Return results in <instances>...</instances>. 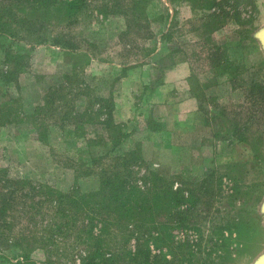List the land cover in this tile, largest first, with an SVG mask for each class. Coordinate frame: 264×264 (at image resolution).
I'll return each instance as SVG.
<instances>
[{
    "label": "rangeland",
    "instance_id": "374dc122",
    "mask_svg": "<svg viewBox=\"0 0 264 264\" xmlns=\"http://www.w3.org/2000/svg\"><path fill=\"white\" fill-rule=\"evenodd\" d=\"M44 1L46 7L21 12L0 3L8 24L0 28V104L28 114L42 107L50 84L64 83L66 96L56 103L66 119L43 121L41 140L26 116L13 114L20 122L0 129V171L62 192L77 185L93 191L101 167L134 152L139 177L156 172L170 184L155 205L156 232L165 233L143 243L151 256L175 254L176 264L260 261L264 0H86L76 14L66 8L74 0ZM69 41L75 52L61 48ZM6 49L28 53L11 84L2 79L16 66ZM54 207L31 209L35 233L24 229L26 214L10 212L24 220L10 235L0 232V264H28L26 255L41 263L48 254L57 264L79 262L84 245L70 252L75 229L68 239L56 234L53 246L49 240L59 221Z\"/></svg>",
    "mask_w": 264,
    "mask_h": 264
},
{
    "label": "trees",
    "instance_id": "16d2710c",
    "mask_svg": "<svg viewBox=\"0 0 264 264\" xmlns=\"http://www.w3.org/2000/svg\"><path fill=\"white\" fill-rule=\"evenodd\" d=\"M85 1L74 0V2L67 4L66 8L69 11L73 10V13L76 14L78 6H83ZM0 3L7 6H16L20 12L25 9H35L37 11L42 6H47L44 0H1ZM1 6L0 4V12L3 11ZM62 7L59 6L60 12ZM109 11L110 9H108ZM2 17L0 15V28L8 27L7 23L2 22ZM10 19V23L14 24L15 19L12 16ZM47 22H51L49 17H47ZM58 40L59 38L56 37L55 41L57 43H59ZM61 48L74 51V44L69 41ZM27 56L28 53L19 50L12 52L11 49H6V60L16 64L13 70L6 69L2 72V79L6 84H11L17 80L19 70L27 64ZM64 76L70 78L68 74ZM47 88L49 89L43 95L42 107L37 105L28 114L24 113L23 109L18 113L16 108L11 110L7 105L0 104V114L5 117L2 120L0 115V129L1 126L7 123L20 122V119L16 121L11 116L21 114L30 120L35 131L41 134L40 139L44 140L45 133L43 130L45 125L43 121L50 120V123L58 125L57 121L62 119V121H65L66 119L64 118L66 113H63L61 109L63 106L59 104V107L56 103H61L66 96V92L63 91L65 84L63 83L62 87L50 84ZM100 103L104 105V103ZM111 107L112 110H108L106 117V124L110 123V126L107 125L108 127H111L114 121V106ZM58 108L61 110H58ZM118 134L121 137L126 136L125 133ZM136 162H138V159L134 152L112 159V162L105 164L98 171L99 186L93 191L81 190L77 185L71 191L62 192L49 185L33 182L28 178L10 177L6 170L0 171L1 236L10 235L15 226L24 220L23 216H15L10 212L18 213L22 211L24 215L26 214V220L23 222L26 223L24 229L35 233L30 226H36L38 219L31 212V209L37 205L54 203V208L59 213V217H55V219H59V221L51 224L57 231L53 230L50 233L49 240L54 241L56 234L62 235L63 239H68L69 236H72L73 229H75L76 236L70 252L78 244L84 245L77 253L80 257L79 262L73 264H143L145 261L148 264H158L160 261V264H176L175 254L172 255V259L167 258L165 255L151 256L147 247H143V243L148 240V237L152 242L157 243L160 241V235L165 233L162 230L156 232L157 229L154 226L156 218L155 205L159 204L164 198L163 192L168 191L167 187H170V184L167 183L168 179L166 177L156 172L148 171L142 178L139 177L137 170L134 169V166L137 165ZM86 170L95 173L93 168L87 167ZM79 175L83 176L85 174L80 172ZM159 182L165 184L159 186ZM176 192H171L172 195L169 194V196H175ZM79 218L81 219L78 221ZM78 222H80V226L77 225ZM149 224L152 227L149 230L145 229V225ZM43 230L45 231L46 228H43ZM155 232L156 234L153 235ZM34 233L26 234L25 237L34 239ZM17 237L20 241L25 239L24 232ZM55 242H57V239L51 243L52 246ZM129 244L133 248H129ZM51 257V254H48L44 262L35 263L26 255V260L28 264H57ZM58 263L65 264L62 261H58Z\"/></svg>",
    "mask_w": 264,
    "mask_h": 264
},
{
    "label": "water",
    "instance_id": "95a60500",
    "mask_svg": "<svg viewBox=\"0 0 264 264\" xmlns=\"http://www.w3.org/2000/svg\"><path fill=\"white\" fill-rule=\"evenodd\" d=\"M260 38L262 39L264 43V31L260 33ZM256 264H264V257L260 261H258Z\"/></svg>",
    "mask_w": 264,
    "mask_h": 264
},
{
    "label": "crops",
    "instance_id": "0c3cea01",
    "mask_svg": "<svg viewBox=\"0 0 264 264\" xmlns=\"http://www.w3.org/2000/svg\"><path fill=\"white\" fill-rule=\"evenodd\" d=\"M174 71H175V70H174ZM190 101H191V102L188 101L189 104H190V105H191V104L193 105V99H192V98L190 99ZM193 109L195 110V107H194Z\"/></svg>",
    "mask_w": 264,
    "mask_h": 264
}]
</instances>
